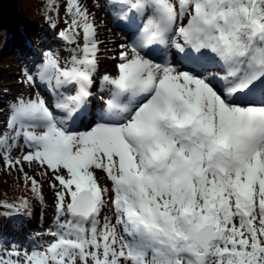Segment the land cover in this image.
I'll return each mask as SVG.
<instances>
[{
    "label": "snow or ice",
    "instance_id": "6c2138e0",
    "mask_svg": "<svg viewBox=\"0 0 264 264\" xmlns=\"http://www.w3.org/2000/svg\"><path fill=\"white\" fill-rule=\"evenodd\" d=\"M38 13L0 98V162L25 193L0 214L31 218L48 190L53 215L42 243L0 235V264H264V0Z\"/></svg>",
    "mask_w": 264,
    "mask_h": 264
},
{
    "label": "rangeland",
    "instance_id": "374dc122",
    "mask_svg": "<svg viewBox=\"0 0 264 264\" xmlns=\"http://www.w3.org/2000/svg\"><path fill=\"white\" fill-rule=\"evenodd\" d=\"M17 2L19 3V1L17 0ZM39 4H40V0H21L20 7L19 10L22 12L24 15L28 16V17H37L38 15V8H39ZM89 5L91 6V0H89ZM21 8V9H20ZM103 14L99 11H97V16L100 18ZM97 17V18H98ZM98 18V19H99ZM43 25L42 20H40V26ZM16 30V29H15ZM15 30H1L0 31V65H2L0 67L1 70L4 71H9L11 74L6 75V80L4 83H6V86H1L0 89H4L5 91L7 90L8 92L12 93L13 95L20 91V88L17 86L18 85V81L20 78V73L23 67V58H20V54L22 51L27 52L28 50H26V45H28L31 48H36L38 49V45H37V39L34 37L33 39H31L30 35L28 33H26L25 28H20L18 29L16 32ZM10 33V36L6 35V33ZM36 32V31H35ZM101 39H112L117 41V46H118V42L121 39V36L118 32H116L115 30H113L112 35L109 37L106 34L101 36ZM28 44H27V43ZM17 44L14 47H9L10 44ZM24 43V44H23ZM25 56V55H24ZM107 63V62H105ZM107 66L111 69L112 65L111 64H107ZM9 69V70H8ZM5 79V78H3ZM5 94V92H3ZM3 94V95H4ZM2 95V94H1ZM15 174H13L14 176ZM12 175H7L2 167V162H0V181L6 183V181L10 180L11 178L14 179ZM47 201V200H46ZM7 202H15V200H8ZM51 203H52V197H51ZM50 203V204H51ZM52 206V204H51ZM51 206L47 207V210H45V214H38L39 218H42L45 220L44 226L42 228L38 227H34V230L40 231L42 232H46L49 227H51V225L49 224V220L52 218V211H51ZM42 239L40 238V243H42ZM21 245H24L25 247H31L33 244H31V246L27 245L26 243H24L23 241H21L20 243ZM34 244H39L37 242H35Z\"/></svg>",
    "mask_w": 264,
    "mask_h": 264
},
{
    "label": "trees",
    "instance_id": "16d2710c",
    "mask_svg": "<svg viewBox=\"0 0 264 264\" xmlns=\"http://www.w3.org/2000/svg\"><path fill=\"white\" fill-rule=\"evenodd\" d=\"M18 1H19L18 4H20L21 0H18ZM40 20L41 18L38 13L37 17H32V16L27 17V19H24L22 22H20V25H21V28H25L26 33H28L32 39L34 37L37 39L39 29L42 27L40 26ZM6 35H8V33H6ZM1 66L2 65H0V67ZM8 74H11V73L9 71L7 72V71L0 69V87L6 86V83L4 82L6 80V75ZM3 92H5V90L0 89V98L4 96ZM13 177L14 179L11 178L10 180L6 181V183L0 181V202H3L5 200L6 201L13 200V199L15 200L16 197H20L25 194L22 183L20 184L19 187H16L15 184L20 183V182L16 181L15 175ZM44 195H45L44 205L42 207L40 205H37L36 208L33 209V214L31 218H27L26 216H13V218L9 220L5 218L2 214H0V235L5 237L7 240L11 241L12 243L18 244L21 241H23L29 246H31V244H34L35 242L40 243L41 237L38 236L37 234L41 232L34 230V227L39 226L40 228H42L44 226L45 220L42 218H39L38 214L44 215L45 210L43 209H47V207L51 206L52 204L51 203V197H52L51 193L48 190H45ZM15 202L17 201L15 200ZM30 202H31V199H30ZM8 203H11V202H8ZM0 213H3V211L0 210Z\"/></svg>",
    "mask_w": 264,
    "mask_h": 264
},
{
    "label": "water",
    "instance_id": "95a60500",
    "mask_svg": "<svg viewBox=\"0 0 264 264\" xmlns=\"http://www.w3.org/2000/svg\"><path fill=\"white\" fill-rule=\"evenodd\" d=\"M19 7L17 0H0V31L14 30L19 27L20 22L27 19L28 16L20 12Z\"/></svg>",
    "mask_w": 264,
    "mask_h": 264
},
{
    "label": "bare ground",
    "instance_id": "6f19581e",
    "mask_svg": "<svg viewBox=\"0 0 264 264\" xmlns=\"http://www.w3.org/2000/svg\"><path fill=\"white\" fill-rule=\"evenodd\" d=\"M18 29H20V28H16V30H15V32L18 30ZM3 30H5V29H3ZM8 36H10V33H8ZM32 39V38H31ZM27 43V42H26ZM24 44V43H23ZM28 44V43H27ZM15 45H17L16 43L15 44H10L9 45V47H14ZM26 47V50H29V46L28 45H26L25 46ZM26 54V52L25 51H22L21 52V54H20V58H24V55Z\"/></svg>",
    "mask_w": 264,
    "mask_h": 264
}]
</instances>
